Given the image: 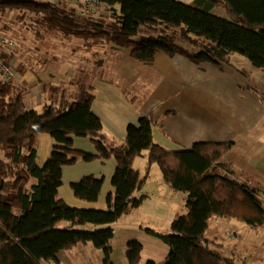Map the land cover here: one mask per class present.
<instances>
[{
	"label": "trees",
	"instance_id": "obj_1",
	"mask_svg": "<svg viewBox=\"0 0 264 264\" xmlns=\"http://www.w3.org/2000/svg\"><path fill=\"white\" fill-rule=\"evenodd\" d=\"M100 3L110 12L107 20H98L96 15L82 17L75 8L63 4L0 0V35L7 28L1 25L4 15L10 13H18L16 18L20 20L30 16L31 25L44 31L38 32L37 45L26 50L24 46H15L9 56L3 52L6 65L16 54L27 59V65L38 59L41 63L64 60L51 48V43L45 48L47 33L60 32L86 40L92 38L84 49L96 57L95 48L114 45L132 47L131 57L148 65L159 52L169 56L180 54L197 64L217 65L239 55L255 69L264 70V0ZM216 7H222L229 20L214 15ZM143 27L156 30L158 35H140ZM134 37L137 39L131 40ZM178 41L194 45L199 51L186 50ZM70 56L68 59H86L91 64L85 56ZM99 66H103V61ZM56 80H39L45 88L62 95L59 103L42 112L26 108V84H18L13 77L0 80V264H59L60 252L86 244L102 251L104 264H112L113 226L143 203V189L153 164L159 166L163 180L173 192L186 194L187 213L172 222L170 231L146 229L169 247L162 264H235L227 261L222 252L211 249L206 240L209 221L215 217L264 227V205L258 191L224 175L228 171L224 159L235 143L200 142L186 150L170 151L155 142L152 122L141 117L137 124L128 125L121 145L111 146L103 122L92 110L95 94L91 84L79 77ZM71 85L78 92L71 100L64 99ZM40 133L48 134L55 142L43 166L37 162ZM75 137L89 139L96 153L76 150ZM143 156L147 158L145 174L133 164ZM108 159H114L116 167L111 179L114 191L107 197V209L74 208L59 196L65 167ZM103 185V177L89 175L72 183L71 191L81 201L97 203ZM87 226L96 229L86 230ZM142 249L139 241H129L125 251L127 264H140Z\"/></svg>",
	"mask_w": 264,
	"mask_h": 264
},
{
	"label": "crops",
	"instance_id": "obj_2",
	"mask_svg": "<svg viewBox=\"0 0 264 264\" xmlns=\"http://www.w3.org/2000/svg\"><path fill=\"white\" fill-rule=\"evenodd\" d=\"M177 1L184 4L192 2ZM103 49L108 52L101 53L98 51L100 48H95L93 52L98 57L95 56L94 60L99 62L97 65L92 64L94 61L90 64L86 59L71 58L47 63H41L39 59L32 60L28 66L27 59H22L19 54L12 57L9 66L14 80L18 84H26V108L42 112L45 107L59 103L62 98L51 88H45L39 80H75L82 75L94 89L92 110L103 122L111 146L121 145L125 141L128 125L137 124L141 117L152 122L155 142L170 151L186 150L200 142H234L233 149L224 159L228 168L224 175L256 189L259 195L264 194V70L255 69L246 58L237 55H232L229 62L217 65L211 62L196 64L182 55L169 56L159 52L155 61L148 65L131 57V47L111 45ZM12 51L3 48L7 56ZM78 57L82 58L81 55ZM100 61H103L102 67L99 66ZM22 66L28 69L24 70ZM52 74L55 78L50 77ZM77 92V87L69 86L64 99L71 100ZM259 136L262 137L259 139ZM73 140L76 150L96 153L89 139L75 137ZM54 145L48 134H38L39 166L45 164ZM146 163L147 158L143 156L136 158L133 164L135 169L144 174ZM115 167L114 159L79 162L65 167L59 196L74 208L107 209V197L114 191L111 179ZM89 175L104 178L97 203L81 201L71 191L72 183ZM244 180H251L252 183ZM150 193L163 201H170L179 194L172 191L162 174L155 182L148 175L143 189V203ZM182 196L186 202V194ZM132 213L134 210L126 214L128 220L123 215L113 226L112 264H127L125 251L129 241L143 242L137 236L140 231L136 222L140 216ZM180 214H185V211ZM136 217L138 219L135 221ZM85 229L94 230L96 227L87 226ZM120 235L123 237L117 240ZM142 255L143 251L141 260L145 258L157 262L149 258L152 255ZM103 258L102 251L91 244L77 245L59 253V264H104Z\"/></svg>",
	"mask_w": 264,
	"mask_h": 264
},
{
	"label": "rangeland",
	"instance_id": "obj_3",
	"mask_svg": "<svg viewBox=\"0 0 264 264\" xmlns=\"http://www.w3.org/2000/svg\"><path fill=\"white\" fill-rule=\"evenodd\" d=\"M34 1L38 3L43 2L42 0ZM213 14L229 20V16L222 7L214 8ZM109 15H96V18L101 21L107 20L109 19ZM18 16V13H10L4 15L1 25L6 26L7 28L6 30L2 31V35L14 40L17 44L16 48H19V46L21 45L24 46V49L26 50L27 48L33 47V44L40 42V38H38L39 33H43L44 31L39 26L31 25L32 21L30 16L27 15L22 20L17 19L16 17ZM155 31L156 30L152 31L150 28L143 27L141 29L140 35L150 34L157 36L158 33H156ZM135 39H137V37H134L131 40ZM91 41H93L92 38L86 40L85 38H79L73 35H67L65 33L49 32L45 36V48L51 43V48H54V50L56 49L58 55L62 56V59L64 60L70 58L71 54L74 56H85L86 58L91 59V61H94L96 57L92 56V54H87L85 52L86 50L84 49V46ZM102 42L107 43L104 40ZM178 44L186 48V50L193 52L199 51L194 47V45L186 44L180 41H178ZM105 48L108 49L109 47ZM78 49L80 50L76 51ZM98 51L101 53L108 52L103 48ZM241 58L244 57L241 56ZM79 78L87 81V79L82 75L79 76ZM261 137L262 136H259L258 138L260 139ZM143 173L145 174V172ZM149 174L152 176L153 182H155L157 177L162 173L159 166L157 164H153L150 167ZM244 181H246L247 183H252L251 180ZM182 195L184 194L179 193L177 194L176 198H172V200L170 201H163L162 199H158L156 195L154 196L152 195V193H150L146 195L147 199L144 201V203H142L140 207L134 209V213L132 214H137L140 216L139 219V216L136 217L135 221L138 219V222H136V224L139 227L138 229L140 231V234H138L137 236H139L143 241V257H146V255H152V257L149 258H154L157 261L156 263L162 264L165 262V257L169 252V247L156 237H152L151 235L146 234V229L151 228L159 232L170 231L172 222L177 217H179V215H185L187 213L185 201H183ZM260 197L264 205V194H261ZM137 209L139 210L136 211ZM184 211L185 214H180ZM127 216L128 215L125 214L123 217L127 218ZM140 226L142 229L140 228ZM121 237L123 236L120 235L119 237H117V240L121 239ZM206 240L207 245L211 249L222 252L227 261H231L235 264H264V227L254 228L242 221L215 217L209 221L208 230L206 232ZM146 261L147 260L143 258L140 264H146Z\"/></svg>",
	"mask_w": 264,
	"mask_h": 264
},
{
	"label": "built area",
	"instance_id": "obj_4",
	"mask_svg": "<svg viewBox=\"0 0 264 264\" xmlns=\"http://www.w3.org/2000/svg\"><path fill=\"white\" fill-rule=\"evenodd\" d=\"M49 4H63L75 8L82 17L92 15L108 16V9L100 3V0H42ZM16 46V42L10 38L0 35V73L3 78L11 79L13 71L3 60V48L11 49Z\"/></svg>",
	"mask_w": 264,
	"mask_h": 264
},
{
	"label": "water",
	"instance_id": "obj_5",
	"mask_svg": "<svg viewBox=\"0 0 264 264\" xmlns=\"http://www.w3.org/2000/svg\"><path fill=\"white\" fill-rule=\"evenodd\" d=\"M36 130L39 131V128H36ZM39 263H40V264H44V263H42V262H39Z\"/></svg>",
	"mask_w": 264,
	"mask_h": 264
}]
</instances>
